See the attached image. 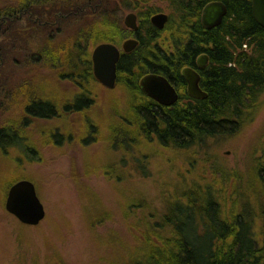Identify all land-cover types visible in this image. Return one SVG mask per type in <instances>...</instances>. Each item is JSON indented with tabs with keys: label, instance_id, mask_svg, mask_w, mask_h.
I'll return each instance as SVG.
<instances>
[{
	"label": "trees",
	"instance_id": "16d2710c",
	"mask_svg": "<svg viewBox=\"0 0 264 264\" xmlns=\"http://www.w3.org/2000/svg\"><path fill=\"white\" fill-rule=\"evenodd\" d=\"M163 1L168 5L169 20L158 29L150 20L160 11L152 4L155 0H0V78L15 52L28 51L18 24L52 33L62 31L72 19L81 28L70 46L45 47L39 52L46 63L60 69V76L80 83L81 93L64 105L67 111H82L93 104L88 85L98 80L91 46L112 42L122 48L130 37L139 40L131 52L121 51L116 86L123 84L129 93V116L111 128L112 145L130 149L136 168L145 173L143 158H148L139 137L169 148L188 149L238 131L247 115L255 111L253 118L258 112L264 92V28L253 16L252 0H221L228 13L211 29L202 25L201 14L213 0ZM125 9L136 11L137 30L123 23ZM201 54L209 57L208 65L199 69L200 86L207 96L193 98L187 93L182 69L197 67ZM151 72L163 74L175 84L179 100L174 105H161L143 92L139 80ZM27 97L26 114L58 115L50 100L30 92ZM87 128L96 129V124L89 123ZM18 129L13 123L0 126L2 150L15 145L29 149ZM256 168L264 190V158ZM20 179L23 177L9 181L10 186ZM218 192L210 184H199L176 189L160 198L162 201L144 192L130 197L124 217L132 242L124 264H264V206L259 240L249 210L226 208Z\"/></svg>",
	"mask_w": 264,
	"mask_h": 264
},
{
	"label": "rangeland",
	"instance_id": "374dc122",
	"mask_svg": "<svg viewBox=\"0 0 264 264\" xmlns=\"http://www.w3.org/2000/svg\"><path fill=\"white\" fill-rule=\"evenodd\" d=\"M152 4L170 13L167 2ZM130 12L136 11L121 13L123 23ZM80 25L71 19L62 31L52 33L30 30L24 22L16 26L28 51L15 52L0 78V126L13 123L20 128L19 136L29 149L0 148V264H124L132 242L124 217L127 200L144 192L162 201L176 189L199 184L216 188L226 208L248 209L260 240L264 190L256 167L264 158V92L258 112L253 118L255 111L247 115L234 133L188 149L139 137L148 156L143 158L144 173L134 166L130 149L111 141V128L129 116L125 86L108 89L95 81L88 85L93 104L67 111L64 105L73 101L79 88L39 53L45 47L70 46ZM95 46L89 49L91 57ZM29 92L53 102L58 115L26 114ZM89 123L96 129L89 130ZM17 177L34 182L45 206L46 216L36 226L21 223L5 208L9 181Z\"/></svg>",
	"mask_w": 264,
	"mask_h": 264
},
{
	"label": "water",
	"instance_id": "95a60500",
	"mask_svg": "<svg viewBox=\"0 0 264 264\" xmlns=\"http://www.w3.org/2000/svg\"><path fill=\"white\" fill-rule=\"evenodd\" d=\"M252 11L255 20L264 28V0H252ZM228 13L227 5L221 0L208 2L201 14L202 25L208 29L220 25ZM151 23L158 29H163L169 20L166 12H157L150 17ZM125 26L131 30L138 29V15L130 12L125 16ZM139 44L136 37H130L122 43V48L112 42L97 44L92 51L93 72L96 79L106 88L113 89L117 83L118 62L121 51L131 52ZM208 62V55L198 57L200 67ZM182 75L187 80V93L193 98H205L207 92L200 86V73L190 66L182 69ZM143 92L164 106H172L179 100V93L170 79L159 73H147L140 79ZM5 208L21 223L36 226L46 216L45 206L40 199L34 182L23 178L13 183L7 192Z\"/></svg>",
	"mask_w": 264,
	"mask_h": 264
},
{
	"label": "flooded vegetation",
	"instance_id": "af4514ba",
	"mask_svg": "<svg viewBox=\"0 0 264 264\" xmlns=\"http://www.w3.org/2000/svg\"><path fill=\"white\" fill-rule=\"evenodd\" d=\"M138 39V38H137ZM92 58V57H91ZM208 62H209V57H208ZM208 62L204 65V66H202V67H200L199 66V64H198V58H197V67H192V66H190V67H192V68H194L195 70H197L198 72H199V69H201V68H204V67H206L207 65H208ZM155 73V72H154ZM200 73V72H199ZM201 75V74H200ZM185 78V77H184ZM186 82H187V80H186ZM75 83V85H77V87L79 88V93L78 94H80L81 92V88H80V83L77 81H75L74 82ZM174 86H175V84H173ZM176 87V86H175ZM178 91V90H177ZM179 93V92H178ZM77 94V95H78Z\"/></svg>",
	"mask_w": 264,
	"mask_h": 264
}]
</instances>
